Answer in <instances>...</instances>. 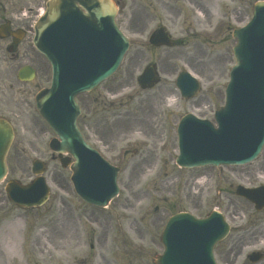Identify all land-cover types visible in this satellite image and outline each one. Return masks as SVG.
<instances>
[{"label":"rangeland","instance_id":"rangeland-1","mask_svg":"<svg viewBox=\"0 0 264 264\" xmlns=\"http://www.w3.org/2000/svg\"><path fill=\"white\" fill-rule=\"evenodd\" d=\"M257 1L262 0H123L119 26L130 38V50L117 74L99 89L104 101L87 103L82 123L86 140L120 169V194L105 209L75 196L70 172L48 148L53 133L33 109L19 105L17 92L12 101L3 94L6 88L0 89V110L11 106L18 115L12 150L22 145L26 155L18 161L10 157L8 176L0 183V264H154L163 250L159 236L167 219L181 211L204 218L217 210L225 217L231 232L215 247L218 264H246L248 255L264 252V209L256 212L235 194L238 185H264V149L244 167L185 170L174 163L173 129L186 113L212 120L223 104L234 64L230 31L250 19ZM158 28L177 47L149 46L148 37ZM150 65L160 81L143 90L137 77ZM37 67L45 68L43 59L36 60ZM182 70L201 85L188 101L175 86ZM47 77L36 76V92L47 85ZM33 156L46 164L50 198L40 208L23 210L7 201L4 185L9 179L29 182Z\"/></svg>","mask_w":264,"mask_h":264},{"label":"water","instance_id":"water-1","mask_svg":"<svg viewBox=\"0 0 264 264\" xmlns=\"http://www.w3.org/2000/svg\"><path fill=\"white\" fill-rule=\"evenodd\" d=\"M68 0H50L45 16L36 27V48L50 61L53 81L50 89L36 96V108L57 135L50 148L59 154L63 167L69 165L71 182L76 194L85 202L103 207L116 196L118 170L105 162L84 142L76 127L80 113L74 97L94 88L119 66L127 48L126 39L114 23L115 8L109 0H86L85 15L69 18ZM73 10L81 7L72 5ZM234 67L225 89V103L215 112L217 128L210 122L191 115L179 123L177 133L179 155L176 163L191 168L203 165H243L253 161L264 145V2L253 7L249 23L235 29ZM154 45L171 46L167 36L159 31ZM148 69L140 78L141 85L157 82ZM177 86L184 98L193 97L197 83L186 73H180ZM13 139L11 127L0 120V180L7 171L5 159ZM67 153L73 159L62 158ZM33 172L44 167L36 162ZM10 199L22 206H38L47 198L48 190L42 177L31 185L21 186L11 181L6 187ZM237 195L264 208V187L244 189ZM229 227L218 211L205 219L180 213L171 217L162 235L164 252L155 264H215L212 249L228 234Z\"/></svg>","mask_w":264,"mask_h":264},{"label":"flooded vegetation","instance_id":"flooded-vegetation-1","mask_svg":"<svg viewBox=\"0 0 264 264\" xmlns=\"http://www.w3.org/2000/svg\"><path fill=\"white\" fill-rule=\"evenodd\" d=\"M43 1L0 0V89L5 87L6 93L2 92L4 95L8 94L12 101H14V94L17 92L19 105H28L35 114L36 76L41 79L48 73V66L46 65L45 68H36V60L39 61L40 58L36 54L34 44L36 17ZM112 1L117 6L116 22L118 24L123 1ZM69 3L79 4L76 0H70ZM81 12L85 13L83 8H81ZM21 69H25L22 79L19 78ZM110 91L115 92V90ZM93 95L96 96L93 97ZM100 100L102 101L100 92L95 93V91L78 98L80 107L84 112L80 118L82 130L84 129L82 123L86 120L84 117L87 103L97 104ZM11 109V106H1L0 117H7L15 124L14 117L18 115H15L14 112L11 113ZM12 156L16 161L26 157L24 147L22 145L21 147L20 145L16 146L12 151Z\"/></svg>","mask_w":264,"mask_h":264},{"label":"bare ground","instance_id":"bare-ground-1","mask_svg":"<svg viewBox=\"0 0 264 264\" xmlns=\"http://www.w3.org/2000/svg\"><path fill=\"white\" fill-rule=\"evenodd\" d=\"M175 99H174V97L172 96V97H168V102H170V103H172L173 101H174ZM10 249L12 250V252H14L15 251V249H16V246L14 245V244H11L10 245Z\"/></svg>","mask_w":264,"mask_h":264}]
</instances>
